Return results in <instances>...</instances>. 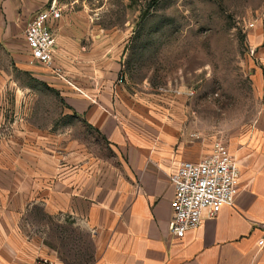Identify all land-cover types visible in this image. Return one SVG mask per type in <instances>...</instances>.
Wrapping results in <instances>:
<instances>
[{"label": "crops", "instance_id": "obj_1", "mask_svg": "<svg viewBox=\"0 0 264 264\" xmlns=\"http://www.w3.org/2000/svg\"><path fill=\"white\" fill-rule=\"evenodd\" d=\"M47 2L0 0V104L15 84L14 63L55 90L87 129L98 131L92 130L119 164L58 152L52 134L24 122L1 127L0 264H35L40 258L72 264L49 243L52 222L61 234L70 224L75 233L89 235L90 264H264V246L258 245L264 240V114L253 133L249 166L238 162L235 200L183 239L175 238L168 229L171 174L181 157L164 147L165 121L158 123L153 112L163 107L128 77L116 84L122 52L84 11L63 7L53 28L57 71L31 63L24 34L20 48L11 22L27 25ZM36 210L52 221L41 231L32 216Z\"/></svg>", "mask_w": 264, "mask_h": 264}, {"label": "rangeland", "instance_id": "obj_2", "mask_svg": "<svg viewBox=\"0 0 264 264\" xmlns=\"http://www.w3.org/2000/svg\"><path fill=\"white\" fill-rule=\"evenodd\" d=\"M71 1H76L73 6L70 0L56 3L67 11H84L116 42L127 77L163 107L153 112L158 123L164 119V147L180 155L179 162L201 160L221 143L239 165L249 166L253 133L264 114V0ZM10 27L21 48L24 21L14 19ZM11 67L15 84L0 104V128L24 122L52 134L58 152L119 164L112 148L72 114L58 93L14 63ZM171 89L181 94L163 92ZM32 216L38 231L52 222L42 210ZM54 225L49 243L61 257L76 264L92 255L89 235L75 233L70 224L61 234Z\"/></svg>", "mask_w": 264, "mask_h": 264}, {"label": "built area", "instance_id": "obj_3", "mask_svg": "<svg viewBox=\"0 0 264 264\" xmlns=\"http://www.w3.org/2000/svg\"><path fill=\"white\" fill-rule=\"evenodd\" d=\"M63 8L53 0L47 8L34 14L26 25L24 39L31 63L56 70L54 53L56 38L54 26L62 18ZM123 70L116 84L126 82ZM179 96L177 90H163ZM240 169L229 149L221 143L213 146L209 156L198 162L183 161L171 174L174 187L170 201L171 217L168 229L172 236L183 239L188 232L196 230L204 217L215 218L221 209L231 204L239 190ZM264 246V240L258 242ZM35 264H54L49 258H40Z\"/></svg>", "mask_w": 264, "mask_h": 264}, {"label": "trees", "instance_id": "obj_4", "mask_svg": "<svg viewBox=\"0 0 264 264\" xmlns=\"http://www.w3.org/2000/svg\"><path fill=\"white\" fill-rule=\"evenodd\" d=\"M43 87H45V89H47V90H49V91H52V92H54L55 94H57V92H56L55 90H53V89L47 87L46 85H43ZM66 107H67V106H66ZM67 108H68V107H67ZM68 109H70V108H68ZM70 110H72V109H70ZM72 114L75 115V116L77 117L76 113L73 112ZM88 128L91 129V130H94V129H92L90 126H88ZM94 131H96V130H94ZM96 132L98 133V131H96ZM92 260H93V256H92V255L87 256L86 258L83 257V258H81V261H79V264H90V263L92 262Z\"/></svg>", "mask_w": 264, "mask_h": 264}]
</instances>
